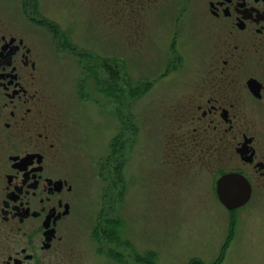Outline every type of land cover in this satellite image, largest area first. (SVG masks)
Wrapping results in <instances>:
<instances>
[{"label": "rangeland", "instance_id": "obj_1", "mask_svg": "<svg viewBox=\"0 0 264 264\" xmlns=\"http://www.w3.org/2000/svg\"><path fill=\"white\" fill-rule=\"evenodd\" d=\"M168 1L95 0L92 26L81 8L74 12L73 0L58 12L76 50L49 59L39 77L49 127L44 137L52 158L75 174L84 192L80 213L91 222L86 233L99 231L95 241L86 235L76 243L75 263L264 264V239L253 237L264 228V206L254 207L264 197L256 194L250 207L230 215L217 199L216 168L199 157L189 164L172 155L179 141L170 118L193 78L202 33L192 18V38L176 34L183 60L170 59L165 25L171 17L158 12ZM172 3L176 16L186 4ZM176 64L179 69L168 72ZM146 84L149 91L139 98ZM256 122L252 133L263 137L264 123Z\"/></svg>", "mask_w": 264, "mask_h": 264}, {"label": "flooded vegetation", "instance_id": "obj_2", "mask_svg": "<svg viewBox=\"0 0 264 264\" xmlns=\"http://www.w3.org/2000/svg\"><path fill=\"white\" fill-rule=\"evenodd\" d=\"M64 1L0 0V264H79L76 243L86 235L95 241L99 232L86 233L91 222L80 213L84 192L75 174L52 158L49 137H44L49 127L39 77L49 59L76 50L58 15ZM170 2L158 9L172 21L165 25L170 59L183 60L176 34L192 38V18L202 33L193 78L178 95L170 118L172 136L179 141L172 155L189 164L199 157L203 166L215 167L216 195L223 176L246 178L251 194L240 208L228 210L217 195L230 215H239L256 194L264 197V136L252 133L256 120L264 123V0H185L177 16ZM73 3L74 12L81 8L79 15L85 21L87 13L92 26L95 0ZM149 86L140 88L139 98ZM257 205L263 210L264 198ZM109 233L102 234L111 241ZM232 235L233 242L236 232ZM253 237L264 239V228Z\"/></svg>", "mask_w": 264, "mask_h": 264}, {"label": "water", "instance_id": "obj_3", "mask_svg": "<svg viewBox=\"0 0 264 264\" xmlns=\"http://www.w3.org/2000/svg\"><path fill=\"white\" fill-rule=\"evenodd\" d=\"M250 194V184L241 175H225L218 181V198L228 210H234L245 205L249 201Z\"/></svg>", "mask_w": 264, "mask_h": 264}, {"label": "trees", "instance_id": "obj_4", "mask_svg": "<svg viewBox=\"0 0 264 264\" xmlns=\"http://www.w3.org/2000/svg\"><path fill=\"white\" fill-rule=\"evenodd\" d=\"M111 92H112V90H111ZM138 92V91H137ZM104 93V92H103ZM105 94V93H104ZM108 94H109V96H110V90H107V96H108ZM112 227H113V229H114V227H117V225H112ZM118 228V227H117ZM116 229V228H115ZM116 230H113V233L115 232ZM112 232V231H111Z\"/></svg>", "mask_w": 264, "mask_h": 264}]
</instances>
